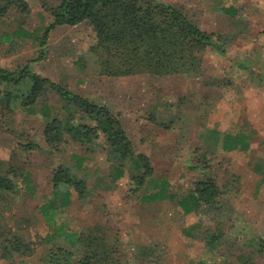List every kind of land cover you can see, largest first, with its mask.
I'll use <instances>...</instances> for the list:
<instances>
[{
    "label": "rangeland",
    "instance_id": "rangeland-1",
    "mask_svg": "<svg viewBox=\"0 0 264 264\" xmlns=\"http://www.w3.org/2000/svg\"><path fill=\"white\" fill-rule=\"evenodd\" d=\"M27 1L26 16L10 9L0 17V67L13 70L28 63L32 71L119 114L136 149L152 161L154 175L134 191L128 172L115 176L116 160L104 141L91 152L73 141L51 148L43 136L49 118L42 107L58 111L61 104L50 89L29 111L17 105L7 116L0 114V172L23 167L31 180L29 191L20 184L12 203L2 200L1 208L8 206L3 214L9 224L18 230L22 220L19 232L36 242L31 255L11 260L0 250V264H50V245L42 242L49 228L39 206L51 200L53 169L64 163L88 190L85 197L73 191V203L59 211L57 222L79 231L103 226L122 264H264L258 252L264 240V0H161L220 35L225 52L208 47L195 69L119 77L102 73L92 49L96 33L87 21L54 28L38 60L40 37L52 15L42 0ZM45 2L53 7L59 0ZM8 35L11 40L5 41ZM211 130L220 132L217 144ZM240 132L249 135L250 148L225 150L224 134ZM28 143L36 147L24 148ZM73 154L87 156L85 164L78 168ZM207 177L221 188L219 208L186 213L180 199L195 180ZM164 185L168 195L146 199ZM214 235L218 239L208 246ZM150 247L156 248L154 257L138 256Z\"/></svg>",
    "mask_w": 264,
    "mask_h": 264
},
{
    "label": "trees",
    "instance_id": "trees-1",
    "mask_svg": "<svg viewBox=\"0 0 264 264\" xmlns=\"http://www.w3.org/2000/svg\"><path fill=\"white\" fill-rule=\"evenodd\" d=\"M42 5L52 15V20L43 29L40 37L42 54L47 45L50 32L60 25H77L89 22L93 27L97 42L92 47L98 54L101 71L110 76H129L141 73L165 75L185 69H195L200 62V54L208 47L221 53L225 50L218 44L220 35L208 33L193 22L179 7L161 0H59L56 6H49L45 0ZM15 9L21 16L30 12L27 0H0V17ZM16 35H22L17 31ZM5 41H10V35ZM240 67L248 68L243 61ZM0 114L7 116L17 105L31 110L43 91L50 89L58 98L61 108L43 106L44 116L49 118L43 129L46 143L57 150L65 142H77L91 152L98 141H104L113 164L115 176L126 172L135 182L134 191L146 186L154 175L150 158L136 149L127 135L119 114L107 106L96 103L64 85L54 82L34 71L29 64L10 70L0 67ZM61 111V112H60ZM63 112V113H62ZM215 144L220 140V132L211 130ZM225 150L249 149L247 133H226L222 139ZM36 147L33 143L26 149ZM88 155V153H87ZM77 167L85 164L87 156L73 154ZM259 165V164H258ZM256 164V171L263 174V167ZM30 172L26 168L11 166L0 172V208L2 200L8 204L10 196L20 192V184L30 190ZM29 184V185H28ZM52 198L39 206L44 223L49 232L42 242L50 245L46 261L50 264H122L114 257L116 250L111 245L103 226H92L74 230L59 224L56 216L60 210L73 203V191L85 197L88 187L86 181L73 172L71 166L60 164L53 169ZM165 186V185H164ZM162 194V196L160 194ZM147 200L168 195L167 186ZM221 188L216 180L207 177L195 180L187 197L180 199V206L186 213L199 211L203 207L219 208ZM9 209L5 206L3 209ZM0 210V250L1 257L7 260L14 255H31L35 243L19 232L24 227L16 223L18 230L9 224L8 218ZM24 230V228H21ZM218 235L209 237L207 245H213ZM140 258L155 256L156 248H144ZM258 252L264 254V240H260Z\"/></svg>",
    "mask_w": 264,
    "mask_h": 264
}]
</instances>
